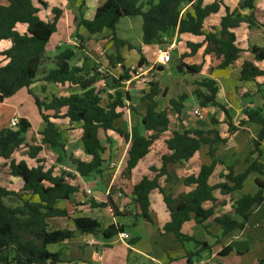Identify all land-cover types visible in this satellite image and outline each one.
<instances>
[{
  "label": "trees",
  "instance_id": "1",
  "mask_svg": "<svg viewBox=\"0 0 264 264\" xmlns=\"http://www.w3.org/2000/svg\"><path fill=\"white\" fill-rule=\"evenodd\" d=\"M6 6H0V41H9L10 48L2 53L6 64L0 66V103L12 98L20 89H26L32 95L30 86L43 76L45 82L60 86L68 85L78 88L79 94H71L67 97H50L40 101L33 96L35 106L43 122V128L39 135L40 145L27 146V156L35 160V167H28L23 161L16 163L12 155L25 143V134L29 130V124L20 119L16 129L0 130V168L6 167L8 175L21 181L19 192L9 191L0 184V264H58L61 263L60 255L49 252L48 248L71 240L78 235H96L100 232V224L89 217H71L67 208L71 198L80 192L77 185L71 184L75 179L98 177L102 174L105 164L102 156L105 152L99 132L112 131L124 142H129L126 153L122 179L129 178L132 170L144 159L155 140L168 131L169 118L166 111L157 112L155 98L165 96V91H160L158 82L151 81L147 92L142 93V102H146V110L141 117L140 124L145 135L130 139L115 122L121 117L125 102H130L127 93L120 91L121 85L131 78L130 70H123L114 79L110 77L105 81V86L113 90L108 95L107 104L101 105L100 91L95 88L101 81L96 69L86 72L84 67L70 65L76 58L75 49L64 48L53 58L45 56V46L51 35L56 31V24L62 14L61 8H53L51 16L42 20L39 9L32 0H6ZM68 2L70 0H59ZM41 8L47 5L37 0ZM253 0H243L240 10H253ZM80 6H84V0ZM220 2L202 5V0H105L99 6L91 20H85L82 16L74 18L76 29L83 28L89 35H98L103 31L111 33L115 54L107 57V70L114 69L116 65H122L123 59L119 56V50L126 47L128 50H136L127 41L116 37V25L122 18L140 17L141 42L145 46L153 43L162 45L161 36L171 37L174 33L186 35V48L189 56H194L198 50L203 49V56L209 58L210 64L207 75L214 71L229 68L238 60L243 52L249 53L254 62L264 64V49L257 46H249L245 51L236 43L234 30L242 24L248 29H263L264 25L258 23L251 14L242 16L237 11L225 7V14L220 18L219 29L204 31L205 20L219 11ZM17 24L26 26V33L20 35L16 32ZM138 67L145 65V59L140 51ZM49 61L52 68L46 71L45 64ZM180 67L191 76L200 72L199 66ZM161 71L160 67L156 68ZM184 72V71H183ZM256 78H264V66L258 68L252 62L244 61L240 68L239 81L242 83L253 82ZM192 96L200 108H216L226 117L227 133L232 136L247 124H253L260 128L256 139L251 141V148L244 161L246 169L234 175L231 168L228 174L222 178L224 183L209 186L208 180L219 164L215 160L212 146L217 143L225 144L226 139H221L215 129L188 130L172 132L171 137L165 140L166 151L161 154L159 162L161 168L156 172L152 180L146 177L137 183L131 191V202L139 212L137 218L144 222H150L148 215V194L157 189L163 197V202L170 215V222L164 227L166 233H171L176 240L184 244L192 242L194 251L186 252V264H193V260H199L202 252H210L211 246L197 242L184 236L181 227L191 217L195 223L205 229L204 223L212 218V210H203L202 204L214 202L213 193L219 190L223 195H231L240 191L248 175L255 173L264 178V166L259 162L261 158L260 145L264 141V93L260 90L262 104L259 107H243L244 117L236 126L231 123L228 111L216 101L218 88L211 79H202L193 83ZM187 101L186 95H179L175 99L168 100L169 110L176 116H180L183 104ZM65 110L64 114H61ZM52 112L51 115L46 114ZM67 119L70 123H81V138L83 153L90 158L89 162L69 159V165L74 173L60 172L55 174L53 168L45 169L41 161L37 159L42 147L60 148L65 156L63 147L58 142V131L51 120ZM212 126L216 125L212 121ZM106 144L111 141L105 138ZM202 146H208V156L211 163L202 165L195 177L183 180L185 186H194V190L188 194H181L173 199L160 188L159 178L166 176L168 165H177L188 162ZM255 156V159H250ZM95 177V178H96ZM172 180L171 178L168 179ZM257 191L254 195L240 196L235 202L232 215H222L213 219V222L221 228L218 240L225 238L235 231H241L253 211L264 202V181H254ZM16 200L14 206L7 203ZM91 205H93L91 203ZM107 207L114 218L126 216L118 211L117 206L108 196L105 203L95 205ZM130 216V215H129ZM234 217L240 219L236 220ZM54 220H65L71 225L62 229H51L49 223ZM123 226H109L101 233L104 238L117 236L124 232ZM217 243L219 241H216ZM230 248L221 251L220 256L230 253ZM258 264H264V260Z\"/></svg>",
  "mask_w": 264,
  "mask_h": 264
},
{
  "label": "crops",
  "instance_id": "2",
  "mask_svg": "<svg viewBox=\"0 0 264 264\" xmlns=\"http://www.w3.org/2000/svg\"><path fill=\"white\" fill-rule=\"evenodd\" d=\"M32 1L35 7L39 9L38 16L42 20L50 18L53 8L59 7L62 10V14L56 24V31L51 35L45 46L46 58H53L67 47L75 49L76 52L75 63L72 61L70 65L84 67L86 72H90L91 69L95 67L108 66L107 57L115 54V50L112 48L113 42H108L112 40L111 33L105 30L98 35H89L83 28L76 29L74 26V18L77 17V15H81L85 20H91L96 9L101 6L105 0H84V6H80L83 0H70L68 2L59 0H40L47 5L46 8H41L37 0ZM242 1L243 0H202L203 6L213 2H220L219 11L216 14L210 15L205 20L204 31L210 32L212 29H219V21L225 14V7H227L230 12L237 11L242 16H247L252 13L255 20L264 25V21L258 20L256 17L258 12H264V0H253V10L251 11L247 9L240 10L239 7ZM6 5V0H0V6ZM118 24L119 22L117 25ZM117 25L115 31L116 37ZM15 30L20 35L25 34L26 26L17 24ZM240 30V33L244 36V46H239L237 43L238 32ZM262 30L263 29H248L246 25L242 24L233 31L236 35L237 46L243 51L248 49L249 46H257L264 49V41L259 42L257 39L251 38L253 34L261 35V32H264V30ZM172 38L171 43L173 47L170 50V62L172 61L173 54H175L180 64L187 67L199 66L200 72L197 75L191 76L183 70V76L174 79L173 86H175L176 91L170 94L171 91L169 93V91L165 89L163 90L165 91V96H157L155 98L157 104L156 111H166L168 113L170 121L169 128L166 133L162 134L160 138L153 142L149 153L138 163L137 167L132 170L129 178L122 179L121 177V173L125 167H103L102 174L93 180V184L78 177L71 183L77 185L80 188V192L71 198L68 206H71V209H76L78 205H76L75 200H79L84 206L88 207L92 212L88 217L95 219L100 224V232L94 236L76 234L69 241L53 246L52 249L49 247V252L60 255L62 262L58 264H186V252L194 251L195 246L192 242L181 244L176 240L173 234L164 231V227L170 222V215L160 192L155 189L148 194V215L150 222H144L140 218H137L139 212L134 208L131 202L132 188L144 177L149 180L156 177L157 171L161 168L159 158L161 154L166 151L164 142L171 137L172 132H181L182 129L208 130L213 128L218 131L221 139H226L225 144L217 143L212 146L215 160L219 164L216 165L214 172L208 180L209 186H216L224 183L225 180L222 177L228 174V168H231L234 175L242 173L246 169L244 161L250 149L247 147L251 145L252 140L256 139L260 128L253 124H247L241 128V131L229 136L226 126L227 119L221 111L216 108H200L198 106L192 96L194 89L193 83L206 78L214 81L218 88L216 101L224 106L228 111L231 123L236 126L244 119L242 115L243 107L246 106L251 108L253 106H261L262 100L260 97L257 105L250 103L249 98L254 96L256 92L258 93V86L262 88L264 86V78H256L253 82H240L241 65L244 61H249L261 69L264 64L254 62L253 57L249 53L243 52L240 54L238 60L229 68L217 70L211 75H207L206 71L210 61L208 57L203 56L204 48L198 50L194 56L188 57L189 51L185 45L188 37L186 35L174 33ZM118 39L127 41L124 38ZM129 44L135 48L131 43ZM10 46L11 44L9 41H0V66L6 64V60L2 56V53L7 51ZM139 48L145 59V65L143 67L147 70V73L144 74L143 77L131 76L128 82L122 83L120 91L128 94L130 102H125L122 115L115 122V127L124 131L130 139L146 134L142 129L140 120L145 113L147 103L139 102V98L142 96L139 92H146L145 84H149L156 79L149 81L145 75L151 73L153 69L157 67H160V72H162L163 67L156 65L158 51L162 50L161 45L153 43L149 46H145L141 43ZM104 50L106 54L102 53ZM107 50L109 51L107 52ZM134 51L136 50H128L126 47L121 48L119 50V56L123 59V64L116 65L114 69L110 70L111 73L119 76L123 70L132 69L131 63L134 65L137 64L139 56L131 60L127 58L128 56L126 53ZM188 58L193 61H185V59ZM51 68L52 64L47 61L45 64L46 71ZM113 77L117 78L116 76ZM184 80H188L187 84L190 89L183 87L184 85L182 84ZM124 85H126V87H124ZM129 85L131 86L130 88L127 87ZM181 87L183 88L181 89ZM95 88H100L98 90H101L103 89V84L99 82L96 84ZM29 89L32 95H29L26 89H20L12 98L0 103V130L9 129L8 124L11 119H16L17 121L23 119L29 124L30 128L24 137L25 143L14 151L12 160L16 163L23 161L28 167H35L37 165L36 161L28 159L27 146L40 145L41 137L39 133L43 128V122L35 106L33 96L40 101H45L52 96L67 97L71 94H79L80 91L78 88L68 85L60 86L45 82L43 76L38 77ZM101 92L104 94L103 91ZM106 94L112 95L113 90H107ZM108 95L105 101L104 98H101L102 106L107 104ZM179 95H186L187 101L183 104L180 116H176L172 112L169 113L168 100L175 99ZM161 98H164L163 102H161ZM132 102L135 103L129 107ZM188 107L199 110L202 119L196 118V120H191L189 117L190 109H188ZM130 108H132V111ZM64 113L65 110H62L61 114ZM46 114L51 115L52 112H47ZM212 121H215L217 124L212 126ZM51 122L57 128L59 135L58 142L63 147L65 156L62 154L60 148H48L43 146L37 159L41 161L45 169L53 168L55 174L62 171L64 172V170H69V173L75 174L74 169L69 165V159H76L83 162L90 161V158L83 153L80 142L82 133L81 123H70L67 119L51 120ZM98 137L105 148V152L102 156L103 160H106V156L108 155L121 154L123 151L124 158L122 162L125 164L129 142H124L112 131L106 133L99 132ZM106 137L111 141L110 144H106ZM260 150L262 154L259 162L264 166V141L260 145ZM208 151V146H202L188 162L168 165L166 167L167 175L158 180L160 188L166 195L175 199L181 194H188L194 190L193 185L185 186L183 180L188 177L197 176L202 165L211 163ZM250 159H255V156H252ZM152 161L154 162L152 163ZM151 168L157 171H151ZM3 169L7 170V176H9L8 169L6 167ZM9 178L19 182V189L15 190L2 186L0 179L1 186L6 190L19 192L22 187L21 181L10 176ZM169 178L172 180L168 181ZM256 179L264 181L263 177L251 173L245 180L242 189L231 195H223L219 190L214 191V202H205L202 204L203 210L213 211L212 218L204 223L206 230H204L202 226L197 225L192 217L188 222L182 225V235L190 237L197 242L206 243L212 248L210 252H202L199 260L194 259L193 264H258L259 261L264 260V202L253 211L241 231H235L221 240H218L221 235V228L213 222V219L216 217L232 215L234 202L240 196L254 195L257 191V187L254 184ZM13 182L16 181H9L8 186H12L14 184ZM95 184L102 185L103 192H93ZM88 190L92 195L87 196L85 194ZM108 196L117 206L118 211L124 212L126 216L114 218L110 215V211L107 207L100 208L95 206L105 203ZM91 203L93 204L92 206H90ZM68 210L71 215L69 208ZM234 218L238 221L240 220L237 217ZM49 225L51 226V223H49ZM70 225L69 223L68 226ZM111 225L125 227L123 233L129 236V240L122 243L119 241L118 235L108 239L104 238L101 232ZM216 241L219 242L217 243ZM225 248H230V253L226 256H220L219 253Z\"/></svg>",
  "mask_w": 264,
  "mask_h": 264
},
{
  "label": "rangeland",
  "instance_id": "3",
  "mask_svg": "<svg viewBox=\"0 0 264 264\" xmlns=\"http://www.w3.org/2000/svg\"><path fill=\"white\" fill-rule=\"evenodd\" d=\"M78 12H79V9H78ZM77 17H78V15H77ZM256 17L258 20L264 21V12H262V11L258 12ZM240 32H241V30L238 32L237 43L239 46H244V44H245L244 36ZM261 33H262L261 35L260 34L259 35L253 34L251 38L257 39L259 42L260 41L262 42V41H264V35H263V32H261ZM117 37L126 39L129 43H131L136 48V50L140 51L139 45L142 43L141 42V19H140V17H128V18H124L121 21H119V24L117 25ZM111 41L112 40H109L108 42H111ZM112 48H114L113 44H112ZM164 48L165 47L162 46V50ZM108 51L109 50H107V52ZM102 53L106 54V51L104 50V51H102ZM126 54L128 56L127 58L128 59L130 58L131 60H134V58H138V56H139L138 52H136V51L129 52ZM185 61H193V60L188 58V59H185ZM74 63H75V61H74ZM180 65L181 64L177 58V55L173 54L172 61L162 67V72L156 71V69L154 68L153 71L151 73H148L147 75H145V77L147 79H149V81L156 79L154 81L158 82V86H159L160 91L167 89L169 91V93L171 91L170 94H172L173 92L176 91L175 86H173L174 85V79H176L177 77L181 78L183 76V74H182L183 69L182 68H181V72L180 73L178 72V67ZM131 66H132V69H130V71H132L136 67H138L137 64L134 65L132 63H131ZM102 67H104V66H102ZM96 68L97 67H95V69ZM104 68L107 69L108 67H104ZM106 76L108 78L113 77V76L118 77V75L112 74L110 70H107ZM142 77H143V75H142ZM113 78L117 79L115 77H113ZM187 81L188 80H184L182 85H184L183 86L184 88L190 89L189 85L187 84ZM98 87H100V86H98ZM124 87H126V85H124ZM127 87L130 88L131 86L129 85ZM183 87H181V89ZM97 89H100V88H97ZM145 89L147 92L149 89L148 84H145ZM107 90H109V89H107L104 86H103V89L99 90L101 93L100 98H102V99L104 98V101L106 100V96L108 95V94H106ZM258 90L259 91L261 90L264 93V86H263V88L261 86L260 87L258 86ZM101 91H103L104 94H102ZM139 94L142 95V92H139ZM260 95H261L260 92H258V93L256 92V94L254 96L249 98V102L254 104V105H257ZM159 97H163V96L159 95ZM141 98H142V96L139 98L140 103L142 102ZM163 101H164V98H161V102H163ZM133 103H135V102H132L129 107H131V105ZM130 109L132 111V108H130ZM188 109H190V115H189L190 119L196 120V117L193 115V111L199 112V110H194L191 107H188ZM196 109H198V108H196ZM169 113H171L170 110H169ZM247 148H251V146L249 145ZM106 158L107 159L104 160L105 164L103 167H110L109 166L110 164H113V167H124V162H122V159L124 158L123 151L121 154H117V155L111 154L110 156L109 155L106 156ZM107 161H108V163H107ZM153 162L154 161H152V163ZM149 163H151V162H149ZM64 172H66V171L64 170ZM0 173H1L0 179H1L2 186L9 187L10 189H15V190L19 189V182H17V180H11V178H9V176H7V170L6 169L1 168ZM95 177L87 178V179H85V181L91 182L93 184V180L95 179ZM9 181H16V182H13L14 184L12 186H10V185L8 186ZM93 192H103L102 185L95 184ZM7 203L14 206L16 204V200H9V201H7ZM75 203H76V205H78L76 209H74V208L71 209V206L70 207L67 206L71 211V216H73V217L87 216L88 217L89 215H91L92 212L90 211V209L88 207L84 206V204H82L81 202H79V200H75ZM90 206H92V205H90ZM72 207H74V206H72ZM50 223H51V229H57V228L60 229V228H63L65 226H68V224H69V222H67L65 220H54V221H51ZM52 247L53 246H51L50 249H52Z\"/></svg>",
  "mask_w": 264,
  "mask_h": 264
},
{
  "label": "built area",
  "instance_id": "4",
  "mask_svg": "<svg viewBox=\"0 0 264 264\" xmlns=\"http://www.w3.org/2000/svg\"><path fill=\"white\" fill-rule=\"evenodd\" d=\"M263 34H264V32H263ZM172 39H173L172 36L171 37H168L166 35L161 36V43H162V46H164L165 48L163 50L158 51L157 58H156V65L164 66L170 62V60H171L170 50L173 47V45L171 43ZM96 72L100 76V79H101L100 82L103 84V86H105V81L108 79V77L106 76L107 69L99 66L96 68ZM146 73H147V70L144 67H136L134 70H132L130 72V75L132 77H139V76H142ZM108 80H110V79H108ZM193 115L197 119H202V115L198 111H193ZM17 125H18V121L16 119H11L9 121L8 127H9V129L14 130V129H16ZM110 167H113V164H110ZM66 172H70V171L66 170ZM85 194L87 196L92 195V193L89 190L86 191ZM118 238H119V241L122 243L129 240V236L126 233L118 234Z\"/></svg>",
  "mask_w": 264,
  "mask_h": 264
},
{
  "label": "water",
  "instance_id": "5",
  "mask_svg": "<svg viewBox=\"0 0 264 264\" xmlns=\"http://www.w3.org/2000/svg\"><path fill=\"white\" fill-rule=\"evenodd\" d=\"M178 72H181V67H178ZM108 83L110 84V80H108Z\"/></svg>",
  "mask_w": 264,
  "mask_h": 264
}]
</instances>
